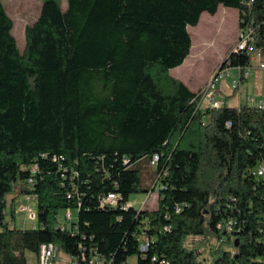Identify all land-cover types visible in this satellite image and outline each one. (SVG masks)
Segmentation results:
<instances>
[{"label":"trees","instance_id":"16d2710c","mask_svg":"<svg viewBox=\"0 0 264 264\" xmlns=\"http://www.w3.org/2000/svg\"><path fill=\"white\" fill-rule=\"evenodd\" d=\"M42 1L21 50L0 0V264H28L26 251L50 243L80 264L92 248L106 264H205L209 239L208 264H264V178L251 173L264 161V108L228 104L233 90L201 110L171 73L191 53L189 26L221 4L264 48V0ZM229 58L243 76L250 54ZM16 187L36 194V227L7 221ZM157 188V208L122 206ZM110 192L120 204L103 207ZM68 208L78 217L62 228ZM229 218L230 232L219 226Z\"/></svg>","mask_w":264,"mask_h":264},{"label":"rangeland","instance_id":"374dc122","mask_svg":"<svg viewBox=\"0 0 264 264\" xmlns=\"http://www.w3.org/2000/svg\"><path fill=\"white\" fill-rule=\"evenodd\" d=\"M5 7L14 20L13 34L15 35L19 48L24 50L26 45V27L32 24L41 13L42 0H3ZM66 7V2L63 3ZM241 28L239 27V10L234 7H228L221 4L215 14L208 11L202 13L199 23L196 26H189V32L192 36V48L190 55L185 59L183 64L173 68L171 73L173 76L183 80L189 87L199 92L206 83L217 73L221 66L226 63L227 58L236 45ZM259 60L252 62L249 68L250 77L241 84V88L234 89L232 82L234 77L238 76L236 67L230 68V73L226 75L219 84V89H223L219 98L224 99L227 94L236 90L234 97L229 99L233 105L238 104L239 92H242L243 104L247 101V96L255 98L251 104H257L264 99V69L258 67ZM147 192L134 193L130 196V201L135 203L136 208H140V201L144 199ZM159 190H153L145 209L153 210L158 207ZM7 221L11 225L18 228L33 227L36 225L37 219L28 216L22 206H31L37 211V202L35 199H27L25 192H19L14 189L12 193L7 195ZM65 211H61L60 221L64 220ZM74 221L77 220L78 212L73 209ZM216 244L214 239H209L207 243L201 244L200 248L205 246L201 258L205 259V264L209 263L210 253L208 247ZM233 248V246H228ZM63 251H59L61 255ZM65 257V255L63 254ZM28 264H37L38 256L32 251H26ZM137 255H133L128 259V264H136ZM61 264H65L62 262Z\"/></svg>","mask_w":264,"mask_h":264},{"label":"built area","instance_id":"2783aa9c","mask_svg":"<svg viewBox=\"0 0 264 264\" xmlns=\"http://www.w3.org/2000/svg\"><path fill=\"white\" fill-rule=\"evenodd\" d=\"M253 1V0H250ZM247 52L250 54L251 57V64L246 68L244 75H241V66H233L231 62L230 55L232 54H239ZM227 64L224 67H221L217 73H215L212 78L206 83V85L198 92L196 96V100H198L197 108L201 110L206 109H218L222 107L225 104V100L222 98H219L217 96V89L219 87V84L221 83V80L230 73L231 67H236L238 69V76L234 77L232 82V87L234 89L241 88V84L243 83V79L247 77L249 68L252 66V62L255 60H259L258 67L264 69V48L259 47L255 44L253 30L251 28H241L239 39L230 52L228 58H227ZM255 98L247 96L246 103L254 102ZM241 105V104H240ZM258 107L264 108V99H261L257 104ZM228 125H231V122H228ZM160 158L159 153H155L152 158L150 164L155 167L158 164ZM57 157H55V160ZM128 159H125V162H127ZM32 173L35 174L38 170V165L35 164L31 168ZM253 175L264 178V161L259 163L257 167L252 169L251 172ZM33 183V177H30L28 179V184L32 185ZM150 191L147 193V195L140 201V208H144V206L147 204L151 193ZM27 199H35L37 202V197L35 193H26ZM71 196V195H69ZM121 194L117 192H110L106 195H103L101 197V204H103V207H108V204H120L121 200ZM123 207H129V206H135V203L131 202L130 200L127 202H124L122 204ZM22 209L26 211L29 217L37 219L38 218V211H35L32 209L31 206H22ZM180 208H178V211ZM64 220L65 222L61 223L62 228H70L74 221V214L73 209L68 208L65 210L64 213ZM234 220L232 218H229L226 220L223 225V223L219 224L220 227H225L230 232L233 229ZM264 226V223H263ZM33 227H36L34 225ZM264 229V228H263ZM150 241L148 239H144L141 245V250L144 251L149 247ZM219 244V243H218ZM216 242V245H218ZM205 250V246L200 248V251L203 252ZM60 250L59 246L54 245H41L40 253L38 255V262L37 264H61L64 262L65 264H80L79 260L70 255L69 253H66L63 251L61 255H59ZM65 255V257L63 256ZM84 254V253H83ZM156 259V256L154 257ZM86 259V257H84ZM89 264H106V257L98 252L97 249L92 248L90 251V255L87 257Z\"/></svg>","mask_w":264,"mask_h":264},{"label":"crops","instance_id":"0c3cea01","mask_svg":"<svg viewBox=\"0 0 264 264\" xmlns=\"http://www.w3.org/2000/svg\"><path fill=\"white\" fill-rule=\"evenodd\" d=\"M249 77H250V73L248 72L247 77H245V78L243 79V83H244ZM190 88H191V87H190ZM191 89H192L193 91H195L193 88H191ZM223 89H224V88H220V89H219V92H218V93H219V94H218L219 97H220L221 93L224 92ZM236 93H237V92H236ZM236 93H235V94H236ZM229 94H231V92H230ZM218 95H217V96H218ZM238 96H239V100H238L239 102H238V104H235V105L243 104V101L241 100V99H242V92H241V91L239 92V95H238ZM228 104L233 105V104H231L229 101H228Z\"/></svg>","mask_w":264,"mask_h":264},{"label":"bare ground","instance_id":"6f19581e","mask_svg":"<svg viewBox=\"0 0 264 264\" xmlns=\"http://www.w3.org/2000/svg\"><path fill=\"white\" fill-rule=\"evenodd\" d=\"M113 204H108V206H112ZM44 245H54V244H52V243H50V244H44Z\"/></svg>","mask_w":264,"mask_h":264},{"label":"water","instance_id":"95a60500","mask_svg":"<svg viewBox=\"0 0 264 264\" xmlns=\"http://www.w3.org/2000/svg\"><path fill=\"white\" fill-rule=\"evenodd\" d=\"M222 67V66H221ZM236 246H238V239H237V242H236V244H235Z\"/></svg>","mask_w":264,"mask_h":264}]
</instances>
